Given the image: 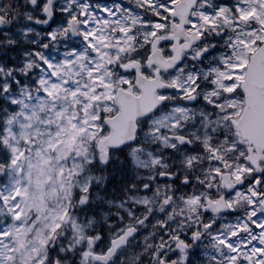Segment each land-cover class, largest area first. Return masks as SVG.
I'll use <instances>...</instances> for the list:
<instances>
[{"label": "snow or ice", "instance_id": "1", "mask_svg": "<svg viewBox=\"0 0 264 264\" xmlns=\"http://www.w3.org/2000/svg\"><path fill=\"white\" fill-rule=\"evenodd\" d=\"M0 264H264V0H0Z\"/></svg>", "mask_w": 264, "mask_h": 264}]
</instances>
